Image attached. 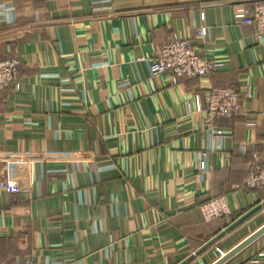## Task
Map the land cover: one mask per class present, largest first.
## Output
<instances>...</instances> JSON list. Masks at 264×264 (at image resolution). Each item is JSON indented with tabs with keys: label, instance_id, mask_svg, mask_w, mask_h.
Listing matches in <instances>:
<instances>
[{
	"label": "crops",
	"instance_id": "0c3cea01",
	"mask_svg": "<svg viewBox=\"0 0 264 264\" xmlns=\"http://www.w3.org/2000/svg\"><path fill=\"white\" fill-rule=\"evenodd\" d=\"M262 1L0 0L16 6L0 16V59L20 60L22 83L0 91V260L180 264L263 202L237 187L253 154L264 158V40L234 20ZM174 34L223 68L177 83L151 76ZM220 87L253 96L241 115L210 122L195 97ZM222 197L232 215L204 222L200 207ZM263 212L187 264L216 262ZM263 251L264 236L226 264Z\"/></svg>",
	"mask_w": 264,
	"mask_h": 264
},
{
	"label": "built area",
	"instance_id": "2783aa9c",
	"mask_svg": "<svg viewBox=\"0 0 264 264\" xmlns=\"http://www.w3.org/2000/svg\"><path fill=\"white\" fill-rule=\"evenodd\" d=\"M16 6L14 4L0 3V16L5 13H14ZM234 20L241 25L251 26L254 29V38L258 42L264 40V1L256 3L253 8L246 9L241 13L234 15ZM202 25L197 29V35L204 39L208 34V27L205 25V14L201 13ZM13 23V22H12ZM141 61V59H140ZM20 60L16 57H9L0 60V91L6 92L10 87L20 91L22 83L20 81L19 67ZM224 64L216 62L207 57L197 54L194 44L174 34L172 38L165 41L160 51L148 64L151 76L168 74L173 83H177L182 78L195 79L209 76L223 68ZM243 96L252 97V90L247 88L239 90L233 87L212 88L204 94L202 103L200 95H197L196 102L198 111L203 112L210 122L219 119H228L242 114ZM210 134L214 138L231 137V130H216L209 128ZM246 151V150H243ZM254 165L251 168L246 179L237 187V189H249L264 194V158L254 153ZM209 154L202 153L198 159L197 169L202 172L207 171ZM5 186L4 182L0 183ZM200 212L204 222L210 223L217 219H227L232 215V210L227 199L215 198L200 207ZM259 259L252 264H264V251L258 255ZM261 259V260H260ZM0 264H62L61 262L48 261L38 263L31 259L19 260L14 262L1 261Z\"/></svg>",
	"mask_w": 264,
	"mask_h": 264
},
{
	"label": "water",
	"instance_id": "95a60500",
	"mask_svg": "<svg viewBox=\"0 0 264 264\" xmlns=\"http://www.w3.org/2000/svg\"><path fill=\"white\" fill-rule=\"evenodd\" d=\"M264 208V201L243 214L240 218H238L235 222L227 226L223 231H221L217 236L209 240L206 244H204L200 249H198L194 254L189 256L187 259H185L180 264H187L191 260L194 259L195 256H198L203 251H205L207 248L212 246L216 241H218L220 238H222L225 234L229 233L231 230H233L235 227H237L239 224L247 220L249 217H251L253 214L258 212ZM264 236V225H262L259 229L254 231L250 236H248L245 240H243L241 243H239L235 248L227 252L226 254L222 255L216 262L213 264H226L230 260H232L236 255L244 251L246 248L251 246L254 242L259 240L261 237Z\"/></svg>",
	"mask_w": 264,
	"mask_h": 264
},
{
	"label": "rangeland",
	"instance_id": "374dc122",
	"mask_svg": "<svg viewBox=\"0 0 264 264\" xmlns=\"http://www.w3.org/2000/svg\"><path fill=\"white\" fill-rule=\"evenodd\" d=\"M263 222H264V212L257 216L256 224L258 225V224L263 223ZM245 232H247V231H245Z\"/></svg>",
	"mask_w": 264,
	"mask_h": 264
},
{
	"label": "trees",
	"instance_id": "16d2710c",
	"mask_svg": "<svg viewBox=\"0 0 264 264\" xmlns=\"http://www.w3.org/2000/svg\"><path fill=\"white\" fill-rule=\"evenodd\" d=\"M0 60H2V59H0ZM234 88V87H233ZM235 117H237V116H235ZM234 118V117H233ZM254 155V154H253ZM254 159V158H253ZM255 161V160H254Z\"/></svg>",
	"mask_w": 264,
	"mask_h": 264
}]
</instances>
